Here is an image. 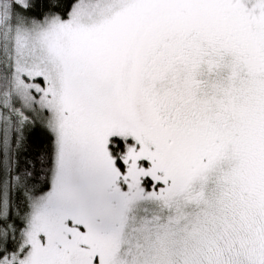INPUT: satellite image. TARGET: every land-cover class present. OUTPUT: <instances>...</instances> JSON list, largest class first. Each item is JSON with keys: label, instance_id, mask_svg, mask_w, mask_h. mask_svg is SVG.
Masks as SVG:
<instances>
[{"label": "snow or ice", "instance_id": "snow-or-ice-1", "mask_svg": "<svg viewBox=\"0 0 264 264\" xmlns=\"http://www.w3.org/2000/svg\"><path fill=\"white\" fill-rule=\"evenodd\" d=\"M0 264H264V0H0Z\"/></svg>", "mask_w": 264, "mask_h": 264}]
</instances>
